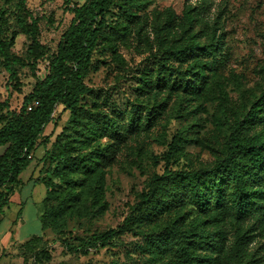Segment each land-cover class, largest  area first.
Listing matches in <instances>:
<instances>
[{"label": "trees", "instance_id": "trees-1", "mask_svg": "<svg viewBox=\"0 0 264 264\" xmlns=\"http://www.w3.org/2000/svg\"><path fill=\"white\" fill-rule=\"evenodd\" d=\"M5 1L13 5L14 12L0 9V54L11 78L20 83L17 63L34 70L46 59L48 69L24 96L20 110H10L7 102L0 104L7 108L0 112V217L22 186L21 174L34 161L45 128L60 119L55 113L62 106L70 113L69 125L48 154L55 164L51 175L65 189L61 192L51 175L36 178L47 188L39 215L42 229L60 232L63 215H71L80 203H103L105 168L130 131L150 130L165 113L167 101L158 102L162 90H167L168 98L174 94L182 101L208 93L207 75L223 55L222 47L197 38L190 9L181 17L170 16L172 25L168 24L164 36L155 26L161 52L149 59L135 88L138 94L153 93L154 100L134 99L129 110L110 115L84 105L93 92L85 81L94 68L93 54L112 32L109 17L114 6L128 26L139 21V12L150 0H85L75 5L71 23L52 54L40 40V18L33 15L28 1ZM11 16L29 38L26 57L30 62L9 52L16 36L10 32ZM212 81L219 90V80ZM230 115L233 120L222 112L223 140L212 164L168 168L156 174L122 224L81 241L87 246H106L132 233L140 240L136 243L140 264H253L249 232L254 227L248 225L256 223L264 230V87L251 100H242ZM181 133L169 144V157L187 140ZM103 136L111 143L102 145ZM41 241L38 234L20 244L24 260ZM65 244L72 249L68 241ZM102 264L128 262L114 259Z\"/></svg>", "mask_w": 264, "mask_h": 264}, {"label": "rangeland", "instance_id": "rangeland-1", "mask_svg": "<svg viewBox=\"0 0 264 264\" xmlns=\"http://www.w3.org/2000/svg\"><path fill=\"white\" fill-rule=\"evenodd\" d=\"M27 1L33 15L40 18V40L52 54L71 23V8L85 0ZM0 9L14 12L13 5L5 0H0ZM189 9L195 18L197 38L222 47L223 55L207 75L208 93L182 101L174 94L168 98L167 90H162L158 102L167 101L165 113L156 118V124L150 130L130 131L118 147L112 163L105 168L103 203L95 205L92 200L80 203L71 215H63L61 231L55 232L51 228L43 230L37 218L47 188L37 182L36 177L51 175L55 164L48 153L55 150V140L69 125V111L59 106L55 115L60 119L57 124L51 122L45 128L33 155L34 161L21 174L24 183L19 194L23 204L14 203L5 213V220L13 215L27 220L20 229L22 235L40 234L42 241L33 253L28 252L26 260L18 250L19 258L12 264H35V261L36 264H102L114 259L140 264L136 247L140 240L132 233L116 237L109 245L97 247L87 246L81 238L122 224L156 174H163L168 168L207 166L215 161L219 141L223 140L222 112H227L233 120L230 114L239 109L241 101L251 100L264 87V0H150L147 8L139 12V21L128 26L114 6L109 17L112 32L97 46L93 54L94 68L85 79L93 92L84 99V105L116 116L129 110L134 99L153 101V93L144 91L138 94L135 88L140 85L143 68L149 59L161 52L158 51L161 42L155 26L164 36L168 24L172 25L169 17H181ZM10 32L16 33L10 54L30 62L26 57L29 38L16 27L12 16ZM3 59L0 54V104L7 102L10 110H20L24 96L38 79L47 74L48 61L40 60L34 70L17 63L20 83H16ZM214 78L219 80V90L212 81ZM6 110L4 105L0 107V112ZM179 131L187 140L180 143L178 153L169 157V144ZM100 142L104 145L111 140L103 136ZM51 177L54 184L61 186L62 192L65 189L63 183L57 177ZM18 210L22 211L21 214ZM248 226L254 227L249 232L252 234L249 244L252 263L264 264V230L256 223ZM66 241L72 249L66 246ZM36 252H39L38 256L34 255Z\"/></svg>", "mask_w": 264, "mask_h": 264}, {"label": "crops", "instance_id": "crops-1", "mask_svg": "<svg viewBox=\"0 0 264 264\" xmlns=\"http://www.w3.org/2000/svg\"><path fill=\"white\" fill-rule=\"evenodd\" d=\"M36 178H38V176ZM20 188L11 196V202L7 208L14 203L18 205L23 204L22 196L19 194ZM6 209L4 214L0 217V264H12L19 258L17 253L20 244L30 238L28 235H22L20 230L21 227L27 223V220L22 219V217H15L14 215L8 220H5ZM17 212L21 214L22 211L18 210ZM39 215L37 214V218L40 221Z\"/></svg>", "mask_w": 264, "mask_h": 264}]
</instances>
